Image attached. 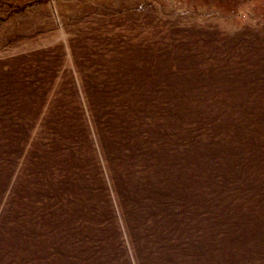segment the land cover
<instances>
[{
    "label": "rangeland",
    "instance_id": "374dc122",
    "mask_svg": "<svg viewBox=\"0 0 264 264\" xmlns=\"http://www.w3.org/2000/svg\"><path fill=\"white\" fill-rule=\"evenodd\" d=\"M0 264H264V0H0Z\"/></svg>",
    "mask_w": 264,
    "mask_h": 264
}]
</instances>
